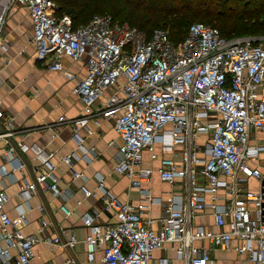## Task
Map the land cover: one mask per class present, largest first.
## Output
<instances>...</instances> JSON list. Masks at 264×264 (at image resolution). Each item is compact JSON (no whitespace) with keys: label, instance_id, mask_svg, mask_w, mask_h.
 Masks as SVG:
<instances>
[{"label":"built area","instance_id":"built-area-1","mask_svg":"<svg viewBox=\"0 0 264 264\" xmlns=\"http://www.w3.org/2000/svg\"><path fill=\"white\" fill-rule=\"evenodd\" d=\"M15 2L27 7L32 24L28 42L35 44L37 59L63 70L62 55L84 57L86 74L73 88L83 103L77 142H83L78 129L89 118L99 124L100 116L113 117L121 137L117 172L129 175L136 187L154 170L171 184L181 179L182 191L172 193L159 216L145 214L162 203L150 191L132 203L120 199L103 176L96 187L82 182L83 198L100 194L102 201L101 208L92 206L82 215L87 261L94 263L102 249L104 264H169L154 252L175 241L179 255L185 251V264H214L210 248L194 241L207 238L228 248L238 237L243 264H264V37L226 36L218 26L195 20L176 42L162 27L148 34L111 13H95L74 26L68 13L58 12L56 0H0V60L2 28ZM102 96L103 104L95 107ZM16 130L14 116L0 104V155L6 157V163L0 161V178L21 172L16 181L27 200L38 188L62 195L51 160L55 150L14 139ZM156 142L169 153L159 156ZM144 150L151 159L159 158L155 168L144 167ZM28 152L36 168L43 167L32 179L24 176ZM62 160L71 164L70 155ZM69 169L73 177L87 178L82 170ZM9 199L0 186V264H33L40 237L24 232L26 212L19 208L11 215ZM60 208L66 215L73 211L65 203ZM101 211L107 219L99 218ZM207 213L218 229L194 222ZM47 223L42 220L43 226ZM77 240L74 233L48 239L51 247L71 248ZM68 261L77 264L74 257Z\"/></svg>","mask_w":264,"mask_h":264},{"label":"crops","instance_id":"crops-1","mask_svg":"<svg viewBox=\"0 0 264 264\" xmlns=\"http://www.w3.org/2000/svg\"><path fill=\"white\" fill-rule=\"evenodd\" d=\"M31 33L32 24L27 7L15 2L5 18L1 33L3 54L0 60V98L3 99H0V104L14 116L17 128L14 139L35 141L48 150H55L51 160L56 166L64 192L58 195L51 189L38 188L30 193L27 200L19 193V183L16 181L23 174H7L0 178V186H4L10 194L6 208L13 216L19 208L24 210L27 216V222L22 227L24 232L40 237L34 246L36 255L33 264H73L68 261L70 257H74L77 264H104L102 249L96 251L94 263L86 259L84 238L87 227L82 215L92 206L101 208L102 201L100 194L83 198L81 183L86 181L90 187H96L103 176L104 184L120 199L132 203L141 202L144 193L150 191L161 196L162 203L153 204L145 214L159 216L172 193L182 191L181 179L171 184L162 180L154 170L149 180H144L141 187H136L132 185L129 175L117 172L114 166L120 158L118 147L121 137L114 127L113 117L100 116L99 124L89 118L88 123L78 129L84 138L81 144L78 143L74 134L76 126H79L78 118L83 113V103L73 88L86 74L84 57L62 55L64 69H52L47 61L37 59L35 44L28 42ZM13 60L16 64L12 63ZM67 72H72L73 77L68 76ZM10 86L14 89L8 91ZM105 93H111L110 88ZM104 97L98 100L95 107L103 104ZM60 115L67 116V120H60ZM155 149L159 156L169 153L163 149L161 142H156ZM32 154L26 153L29 163L24 176L27 179L34 178L43 169L36 168L37 160ZM65 155L71 156V164L62 160ZM0 161H6L5 155H0ZM158 164L159 158L151 159L150 153L146 151L144 167L155 168ZM70 165L73 169L82 170L87 178L73 177ZM79 198L83 199L80 204L77 203ZM62 203L73 210L70 215H66L60 208ZM40 204L43 209H38ZM108 216V213L101 211L99 218L105 220ZM43 219L48 221L45 226L42 225ZM194 222L218 229L209 213L196 217ZM70 233L76 234L78 238L73 248L61 243L51 247L48 239L56 235L65 238ZM194 243L210 248L214 264H243L244 254H239L236 249L242 243L238 237L233 238L232 245L228 248L216 246L207 238L197 239ZM178 245V242L168 241L162 248L155 250V256L166 258L169 264H185V251L183 255H179ZM13 251L16 252L15 249Z\"/></svg>","mask_w":264,"mask_h":264},{"label":"trees","instance_id":"trees-1","mask_svg":"<svg viewBox=\"0 0 264 264\" xmlns=\"http://www.w3.org/2000/svg\"><path fill=\"white\" fill-rule=\"evenodd\" d=\"M56 2L60 14H71L74 26L88 21L95 13H99L98 10H109L115 17L121 18L119 13H123L126 5H129L127 20L131 24H136L148 34H151L153 29L162 27L176 42L185 37L192 22L188 23L187 10L202 9L204 5L218 2L219 7L224 8H219L222 19L217 25L222 34L235 36L264 33V16L253 21L248 20V17L254 16V13L250 15L246 13L248 8L245 9L244 4H247L248 0H238V2L233 0H56ZM159 22H162V26L157 25Z\"/></svg>","mask_w":264,"mask_h":264},{"label":"rangeland","instance_id":"rangeland-1","mask_svg":"<svg viewBox=\"0 0 264 264\" xmlns=\"http://www.w3.org/2000/svg\"><path fill=\"white\" fill-rule=\"evenodd\" d=\"M244 1H246V0H244ZM233 2H238V0H233ZM239 3H243V1L242 2L239 1ZM221 6H223V5H221ZM244 6H245V9L248 8V10H250V11L246 10L247 15L254 13L253 14L254 16L248 17V20L253 21V20L261 19L264 16V0H248V3L244 4ZM129 8H130V6L126 5L125 11L123 13H119V16L121 18H118V17L117 18L121 21H128L127 20V9H129ZM219 8L224 9L223 7H219L218 2H216V4H213V5H209V4L204 5L202 9L190 8L189 10H187V13H186V15L188 16V23H190L191 21L200 20V21L211 23V24H214L217 26V25H219L220 20L222 19V14L219 13ZM97 12H99V13H110L109 10H98ZM68 14L71 16L70 13H68ZM122 18H126V19H122ZM130 19L134 20V18H130ZM154 21H156V20H154ZM128 22L131 24L130 21H128ZM157 25L162 26V22L157 23ZM243 35H255V36H259L261 38L264 37V33H257V34L249 33V34H243ZM12 63L16 64L14 62V60ZM11 85H12V87H14L13 84H11ZM12 87L10 86L8 91L13 90L14 88H12ZM0 99H3V97ZM146 151L147 150L143 151L144 155L146 154Z\"/></svg>","mask_w":264,"mask_h":264}]
</instances>
